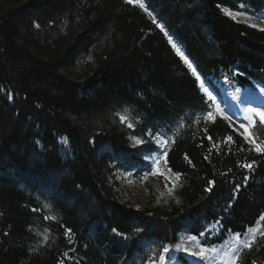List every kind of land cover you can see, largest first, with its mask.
<instances>
[{
    "label": "trees",
    "instance_id": "16d2710c",
    "mask_svg": "<svg viewBox=\"0 0 264 264\" xmlns=\"http://www.w3.org/2000/svg\"><path fill=\"white\" fill-rule=\"evenodd\" d=\"M223 8L259 16L264 0H0V264L157 263L181 232L211 243L257 225L264 124L246 140L196 78L223 102L264 89V30ZM156 152L167 196L146 174ZM259 226L237 264H264Z\"/></svg>",
    "mask_w": 264,
    "mask_h": 264
},
{
    "label": "rangeland",
    "instance_id": "374dc122",
    "mask_svg": "<svg viewBox=\"0 0 264 264\" xmlns=\"http://www.w3.org/2000/svg\"><path fill=\"white\" fill-rule=\"evenodd\" d=\"M223 9L225 10L227 8ZM236 19L250 25L255 24L258 28H264V14L259 16L238 15L236 16ZM159 25H161V23H159ZM204 87L207 88L205 85ZM262 89L263 88H259L256 93L249 92L248 90L242 88H234L230 89L229 91H224L225 96L223 98L225 99V103L223 102V99L218 98L209 89L208 91L211 92V94L215 97V101H211L214 109L216 110V106L219 105L220 110L225 115L230 117L228 120L233 125V127L239 132L245 133V128L241 127V125L247 126L250 123H254L256 118H260V116L252 114V120L249 121V119H247L248 114L245 113L244 109L247 107H253L264 110V91H262ZM225 104L229 109H226ZM248 132L251 133L250 127L248 128ZM251 139H253L252 135L250 136L249 141ZM149 160L152 162V168L151 171L147 173V177L161 189L163 196H167L170 192L169 189L173 187V182L161 168L160 153L156 152L150 155ZM123 175L128 183L126 185L129 186V189L132 193H134V189H139L141 191V196L145 195L146 191L141 181L133 178L130 173L123 172ZM255 228H257V232L255 233L256 235L259 232L260 227L256 226ZM204 234L211 235L210 232ZM234 234L235 233L228 234V236L222 241L209 243L204 242V237H200L192 233L181 232L178 240L175 243L167 246L169 251L164 253V261L154 264H230L228 259L229 255L234 254L235 247H242L240 245H236ZM189 236L197 237V239L189 240ZM245 238V236H241V239ZM177 244L181 245V248L178 249L176 247ZM201 247H204L208 250L206 252V256L208 257L207 259H201L191 254L193 251H199ZM184 248L189 249V251H184ZM212 248H216L217 251L212 252ZM149 264L153 263L151 262Z\"/></svg>",
    "mask_w": 264,
    "mask_h": 264
},
{
    "label": "snow or ice",
    "instance_id": "6c2138e0",
    "mask_svg": "<svg viewBox=\"0 0 264 264\" xmlns=\"http://www.w3.org/2000/svg\"><path fill=\"white\" fill-rule=\"evenodd\" d=\"M132 2H133V0H128V3H132ZM140 7H141V8H145V6H144L143 3L140 4ZM145 11H147L146 8H145ZM224 11L226 12L227 15L231 16L233 19H235L236 16H238V15H242V13H240V12L233 13L232 11H230V10H228V9H225ZM149 15H152V13L149 12ZM153 22H155V17H153ZM251 26H252V27H256L255 24H253V25H251ZM158 27H161V30H163V27H162L161 25H158ZM262 30H264V29H262ZM165 35H168V33L166 32ZM168 39H169V43L172 44V47L176 50L177 54L180 55L181 58L184 60V63L187 64L188 68L192 69L193 74H196V69L193 68L192 63L188 60L187 57L184 56V53L181 51V49H180L179 47H177L176 43L173 42L172 37L169 36ZM196 78H197V80H200V76H199L198 74H196ZM201 88H202V90H203L205 93H207L209 100L214 102V101H215V97L211 94V92L208 91L207 88L204 87V82H203V81H201ZM262 91H264V89H262ZM8 98H9V99L12 98L11 94H9ZM128 111H129V110H128L127 108H125V109L123 110V113H127ZM216 111H217L220 115H222V116L224 117V119H226V120L230 119V117H228L227 115H225V114L220 110L219 105L216 106ZM244 111H245V113L248 114L247 119H249V121L252 120V114H255V115H257V116H260V118H261L260 123H261V124H264V110L257 109V108H253V107H247V108L244 109ZM123 113H121V112H117L116 115L119 117L120 122H121L122 124H123V123H127V127H128V128H132V127H133V123L130 122V121L128 120V117H127L126 115H124ZM203 119L206 120V121H207V120H214V114H213V112L208 111V112L204 113V114H203ZM196 122H197V123L200 122V116H197V117H196ZM183 126H184V125H183V121H181L180 124H179V127H183ZM241 127H244V128H245V133H242V135H244V137H245L246 140H249V138H250V136H251V133L248 132V128H249V127H252V124L250 123V124L247 125V126H245V125H241ZM205 132H207V129H205ZM176 135H179V132H178V131H177ZM147 136L150 137V138L152 139V141H153L154 143H156V144H157L159 147H161V148H164V147L168 144V138H163L162 133H159V132L153 134L152 129H149V130H148V132H147ZM132 139L135 141V145H140V144H143V143H144L143 140H141L140 138H137V137H135V136H134ZM171 139H172V142L174 143V142H175V138L173 137V138H171ZM208 139L211 140L212 137H211V136H208ZM231 139H232L231 136L227 137V140L230 141ZM66 142H67V141H65V143H66ZM250 142H251V143H256L255 139H251ZM256 151H258V152H259V151H264V148H262L260 145H257V147H256ZM164 155L166 156L167 153L165 152ZM145 159L147 160V159H149V158H148V157H145ZM253 163H255V162L248 163V164H244L243 167L248 168V169H252V167H253ZM244 182L247 183V178H245ZM213 183H214V181H209V184H213ZM239 188H240V185H236L235 188L233 189V191L235 192V191H237ZM209 190H211V189H209ZM169 191H171V189H169ZM45 207H47V205H46ZM48 218H49V217H45V219H48ZM51 218H52V219H55V217H51ZM260 221H264V215H261V216L259 217V220L257 221V225H258V226L260 225ZM217 223H219V221H217ZM67 231H68V233H71V229H68ZM113 232H116V229H113ZM256 232H257V228L249 227V228L247 229V232H245V233L236 232V233L234 234V239H235V241H236V245H240V246H242V247H235V252H234V254L229 255L228 259H229V261H230V264H237L238 261H242V258H243V257H242V253H243L244 250H247V251H249V252L253 250V246L256 244V241H257V237H256V235H255ZM203 234H204V233H200L201 236H202ZM249 234H251V235H249ZM121 235H122V233H121ZM242 235L245 236L246 238H245V239H241V236H242ZM259 235H260L262 238H264V231H260ZM44 239L47 240V239H48V236L45 235V236H44ZM188 239H189V240H196L197 237L189 236ZM176 247L179 249V248H181V245L177 244ZM183 250L186 251V252L189 251V249H187V248H184ZM168 251H169V248H168L167 246H165V247L163 248V253H167ZM207 251H208V250H207L206 248L201 247V248L199 249V251H193V252H191V254H192V255H195V256H197V257H199V258H201V259H207V258H208V257L206 256V252H207ZM211 251H212V252H216L217 249H216V248H212ZM163 253H162L161 256H160V260H161V261H164V259H165ZM65 255H66V254H65ZM60 264H63V262L61 261ZM153 264H154V262H153ZM252 264H256V261L253 260V261H252Z\"/></svg>",
    "mask_w": 264,
    "mask_h": 264
},
{
    "label": "bare ground",
    "instance_id": "6f19581e",
    "mask_svg": "<svg viewBox=\"0 0 264 264\" xmlns=\"http://www.w3.org/2000/svg\"><path fill=\"white\" fill-rule=\"evenodd\" d=\"M200 80H201V78H200ZM202 81V80H201ZM249 91H251V90H249Z\"/></svg>",
    "mask_w": 264,
    "mask_h": 264
}]
</instances>
